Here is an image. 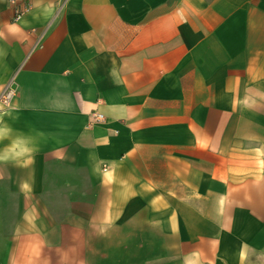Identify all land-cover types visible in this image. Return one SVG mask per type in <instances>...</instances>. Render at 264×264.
Masks as SVG:
<instances>
[{
  "label": "crops",
  "instance_id": "crops-1",
  "mask_svg": "<svg viewBox=\"0 0 264 264\" xmlns=\"http://www.w3.org/2000/svg\"><path fill=\"white\" fill-rule=\"evenodd\" d=\"M7 82L25 263L264 264V0H0Z\"/></svg>",
  "mask_w": 264,
  "mask_h": 264
},
{
  "label": "clouds",
  "instance_id": "clouds-1",
  "mask_svg": "<svg viewBox=\"0 0 264 264\" xmlns=\"http://www.w3.org/2000/svg\"><path fill=\"white\" fill-rule=\"evenodd\" d=\"M10 131V130H9ZM4 129L0 128V140L5 139ZM32 149L24 138L17 137L8 145H5L3 150H0V161L15 160L18 158L31 157Z\"/></svg>",
  "mask_w": 264,
  "mask_h": 264
},
{
  "label": "built area",
  "instance_id": "built-area-1",
  "mask_svg": "<svg viewBox=\"0 0 264 264\" xmlns=\"http://www.w3.org/2000/svg\"><path fill=\"white\" fill-rule=\"evenodd\" d=\"M15 92L16 88L11 82H7L6 84L0 86V104L3 106H8L12 97L15 95ZM103 119L104 115L100 112L92 111L89 114V124L101 122Z\"/></svg>",
  "mask_w": 264,
  "mask_h": 264
},
{
  "label": "rangeland",
  "instance_id": "rangeland-1",
  "mask_svg": "<svg viewBox=\"0 0 264 264\" xmlns=\"http://www.w3.org/2000/svg\"><path fill=\"white\" fill-rule=\"evenodd\" d=\"M7 234V232H0ZM23 248H12V247H6L0 245V264H33L30 262V259L27 263L24 262V256L22 254H18L20 251H22ZM16 251L15 255V261L13 262L14 256L13 253ZM19 251V252H18ZM38 264V263H34Z\"/></svg>",
  "mask_w": 264,
  "mask_h": 264
}]
</instances>
